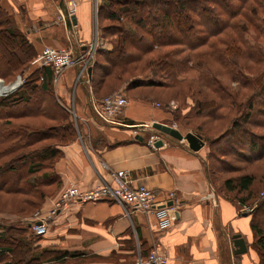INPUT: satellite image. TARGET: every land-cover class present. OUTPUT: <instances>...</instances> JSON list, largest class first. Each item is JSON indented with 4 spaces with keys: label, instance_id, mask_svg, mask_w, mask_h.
<instances>
[{
    "label": "crops",
    "instance_id": "crops-1",
    "mask_svg": "<svg viewBox=\"0 0 264 264\" xmlns=\"http://www.w3.org/2000/svg\"><path fill=\"white\" fill-rule=\"evenodd\" d=\"M75 1V24L65 17L62 22L58 20L68 9L69 0H1V3L13 13L18 27L37 52L47 44L70 46L77 55L92 40V14L98 0ZM80 69L79 64L64 69L59 76L64 74L63 79L56 86L64 100L69 101L65 93L70 88L74 92L70 103L77 130L74 139L58 145L62 150L54 162V171L60 178L58 190L70 183L88 188L112 182V172L128 169L132 182L149 185L159 200L176 190V196L167 200L173 207L172 225L162 229L153 212L133 209L112 199L74 202L51 218L48 231L38 240L45 247L42 250L77 254L66 255L67 258L93 256L81 264H138L153 248L167 253L168 264H259L251 244V215L216 192L204 165L201 150L205 143L192 150L188 142L152 129L147 122L160 121L153 117L158 107L142 100H129L120 123L93 118L90 107L93 93L87 71L80 77ZM74 73L78 80L75 90L71 80ZM139 122L143 124L140 128L128 126ZM150 134L156 135L155 140L149 139ZM159 139L160 145L151 143L156 144ZM235 233L245 240L243 252H233ZM95 257L101 260H93ZM53 262L57 260L50 263Z\"/></svg>",
    "mask_w": 264,
    "mask_h": 264
},
{
    "label": "trees",
    "instance_id": "trees-1",
    "mask_svg": "<svg viewBox=\"0 0 264 264\" xmlns=\"http://www.w3.org/2000/svg\"><path fill=\"white\" fill-rule=\"evenodd\" d=\"M103 3H106L105 7H100V11H105L104 18L114 21L119 25H116L114 32H109L111 36H113L112 33H114V38L111 39V47L99 50L101 51L99 54H105L107 63L106 65H102L101 63L95 62L93 65L92 75L90 77L92 86L98 67L101 69L102 73L108 76H114L121 73V71H127L132 63H137L144 55L154 50L158 45L159 48L155 50H159L163 46L174 45L175 48L167 51L168 54H161L155 59L148 58L144 66H149L153 72H161L163 69L161 67L168 64L169 66L166 67V73L170 79L169 84L175 82L181 85H188L187 90L189 95L195 98L192 103V111L196 109L195 112L197 114L209 115L217 119L221 116L222 112H224L220 111L222 110L221 107L226 109H238V114L231 119V124L226 129V134H229L227 140L231 137L235 138L238 145L234 143V146L231 145L234 149L233 152L219 146L214 149V144H212V146L210 145L211 152L206 161L207 174L209 175V169H213L214 161H218L227 167L228 161L232 160L228 164L230 168L235 164V161L241 158L242 161L248 162L252 161L254 158L259 159L262 156L264 157V143L257 144L255 142L257 140H264V133L261 132L264 127V97L255 100V92L261 90L264 93V0H104L103 2L101 0L98 5L100 6V4ZM150 12L154 13V15L152 16ZM142 13H144V15H142ZM174 26L179 28L178 34L175 33L172 28ZM250 30L253 33H248ZM136 35L138 36V40L144 39L143 35H146L145 37L148 39L147 44H145V46L134 44L130 36ZM1 36L10 37V40L16 48V57L12 56L11 59H13L11 61L10 58L4 55V51L0 48V61L3 56L6 58L5 66L3 69H0V74L8 75L12 70H21V72H25L28 67L26 64L36 55V51L30 39L18 27L13 13L8 11L0 0V37ZM260 39L263 40V42H261ZM155 41H158L159 44ZM233 47H237V50L232 51L235 49ZM112 55H116V59H112ZM236 57L238 60H236ZM242 57H249L252 59L253 63L261 65L259 73H249L247 71V65L239 59ZM185 69L197 71L198 81L194 82L195 80L193 81L188 77H180L177 75L179 72H181V75L182 73H186ZM40 73L42 82L39 88L42 89L44 93L53 91L50 86L51 79L53 78L52 67L44 66ZM154 75H152V77ZM220 75H224L232 82L235 80L236 82L238 81L237 91L234 89L230 90L220 79ZM101 81L102 79H99L97 88H99ZM140 82L148 86L168 84L167 81L155 80V78H143L140 79ZM202 82H205V84L209 86V89L216 94L215 97L207 96L208 93L203 89ZM195 84L199 85V87L197 85L195 86ZM25 86L23 87L27 91L25 90L23 92L24 95L20 94L21 88L18 92L14 90L16 94L11 91L7 95L0 96V110H4L7 113L4 117L9 115V120L19 117H13L14 114L10 111L12 107L20 104V101L23 102L27 100L29 97H26V94H32V90H29L27 86ZM243 88L255 89V92L253 93V91L250 90V93L245 99H238ZM182 89L185 90L183 87ZM185 91H182V93L186 95L187 93H185ZM201 94L202 96H200ZM212 103L215 105L209 108V105ZM205 108L209 110H205ZM62 109L68 110L64 105ZM255 110L263 119L252 120L251 116ZM35 113V115H32L22 111V116L20 117H39L41 115L37 112ZM53 113L54 118L59 114L57 112ZM44 116L47 117L46 114ZM58 118L60 117L58 116ZM73 122L74 121L70 117L69 119H65L64 125H62L65 130L62 135H59V139L61 140L59 144L66 143L76 137L77 130ZM51 126L54 127V125ZM51 126L50 129L53 128ZM23 127H28L26 122L19 124L21 131L24 129L26 131V128ZM28 130L27 128V131ZM196 131L202 136L199 130L196 129ZM13 133L15 134L16 130ZM11 134V131L4 132V135L1 137H10ZM243 134L244 139L249 142L247 146L251 151L249 155L246 153L244 147L241 146V142L246 143V141H240ZM35 135H33V137L31 136L30 140L20 148L25 153L21 154L24 163L28 162L26 160V155L27 158H30L28 153L31 154V158L33 159L39 158L37 162H30L32 165H36L35 168L27 170V176H31L30 178L33 186L39 179H34L31 172H37L41 168L49 167L50 164L52 165L51 168L54 169V162L62 151L58 147V143L53 144L51 142L39 147L37 146L38 141L47 138L51 139L53 138V134L46 135L38 133ZM221 135H223V133ZM219 136H217L216 139H218ZM239 145L240 147H238ZM24 146L28 147L26 151ZM253 153H255V155H253ZM9 154L11 153L8 151L0 150L1 177L9 170L10 164H8V160H4L9 157ZM10 160L11 162L12 160L14 161L13 158ZM50 160H52V163H50ZM49 173L50 172L44 173L43 175L47 176ZM55 174L58 175L57 173ZM23 176L25 175L23 174ZM253 182L254 176L250 174L238 175L231 180H226L228 185H232L229 189H236L238 192L250 191L249 189ZM26 188L25 186L18 187L17 183L10 182L8 178L0 180V192L9 194H17V192L28 194L31 191L37 190L36 187H34L36 188L34 190L32 188ZM39 195L42 196L43 194L39 192ZM237 198L240 204L246 203L243 197ZM251 204V209L248 213H250V215L252 213L250 223L257 237L254 240V245L257 246V251L260 253L259 264H264V225H261L262 221L258 220L260 219L258 211L261 208L264 209V201ZM13 226L14 224L7 225L0 220V228L2 229L0 231V239H4L5 234L7 235L8 232L15 238H12V240H16L19 243L20 239V242L24 243V256L18 257L23 264H28V262L31 261V264H48L43 263V261H64L66 255H77L66 250H53L54 254L58 253L59 255L53 254L51 257L47 258L50 253L49 250L34 252L31 247V242L34 237H40L41 235H35L29 232L27 228L26 231H17L14 230L16 227ZM11 230L17 232H11ZM14 246L17 245L14 244ZM14 254L15 249L12 245H0V257L5 256V261L0 264H17L11 261ZM27 254L29 257L26 259L25 256Z\"/></svg>",
    "mask_w": 264,
    "mask_h": 264
},
{
    "label": "rangeland",
    "instance_id": "rangeland-1",
    "mask_svg": "<svg viewBox=\"0 0 264 264\" xmlns=\"http://www.w3.org/2000/svg\"><path fill=\"white\" fill-rule=\"evenodd\" d=\"M69 7L73 6L75 7V11L77 10V1L75 0H69ZM104 0H102L103 2ZM101 2V0H98L97 5ZM106 4V3H105ZM105 4H100V6L95 5L94 11L92 14V30H91V41L87 44V46L82 49L79 54V60L80 62L78 63L81 65V71L79 74L80 77L82 76V72H86L87 79H88V85L89 88L92 90L93 96L91 97V100H99L102 101L104 98L111 96V95H117V94H123L126 96L128 102L129 100H142L146 102L147 104H154V106L158 107L156 109V114L153 115L154 118H159L160 122L167 123L176 129L180 130L183 134H185L188 131H196L199 130L202 133V138L205 143V147L201 150L204 152V162H205V167H206V161L209 158L210 154V145L214 144V149L219 147H224L228 149V151L233 152V143L238 145V142H236L235 138H228L229 134H226V129L230 126L231 124V119L236 117L235 115L238 114L237 111L238 109L235 108H230L226 109L224 107H221L222 112L221 116L216 118H213L209 115H203V114H197L195 111H192V103L194 102V97L189 95L188 93V85L186 84H178L175 82H172V84H169V77L167 76L166 70L169 65L166 64L164 65L161 72H153L149 66H144L146 62L148 61V58L155 59L159 55L163 54H168L167 51H170L175 48L174 45L172 46H163L159 50H155L159 48V45L154 48L151 52H148V54L144 55L143 58H141L137 63H132L127 71H121V73H118L114 76H108L104 73L101 72V69L98 67V70L96 69V75L93 80V86L92 82L90 80V77L92 75V69L90 75L88 74V67L91 66L93 68V65L95 62L101 63L102 65H106V60H105V54L102 53L103 55L99 54L101 51L100 49H108L111 47V39L114 38V33H112L113 36L109 34V32H114V28L116 25H119L118 23L111 21L107 18H104V13L100 11V7L104 6ZM68 9L66 10V13L68 17L71 15L68 13ZM65 14V13H64ZM150 14L153 16L154 13L150 12ZM74 15V14H73ZM144 15V13H142ZM65 15H59L58 20L60 22L63 21ZM72 24H75L72 21ZM177 25V24H176ZM175 31V33H179V28L177 26L172 27ZM24 32V31H23ZM25 33V32H24ZM174 33V34H175ZM248 33H253L251 30L248 31ZM26 34V33H25ZM27 36V34H26ZM146 35H143L144 39L138 40V36H130L131 41L134 44H140L142 46H145L147 44L148 39L145 37ZM28 37V36H27ZM261 42L263 40L260 39ZM158 43V41H155ZM15 45L13 42L10 40V37H0V48L2 51H4V55L7 58L16 57V48L14 47ZM46 46H52V45H45L42 47V49ZM156 46V45H155ZM34 47V46H33ZM54 47V46H53ZM60 48V47H58ZM62 48V47H61ZM63 48L72 50V53H74L73 49L69 46H64ZM232 51H236L237 47ZM35 49V47H34ZM41 49V50H42ZM36 51V55H34L30 61L26 64L28 67L26 68L25 72H21V70H12L10 74L8 75H2L0 74V87L4 84H10L14 80L20 78V82L17 84V86L14 87L12 90L13 92H18L20 90V94L24 95L23 92L26 90L23 86H27L29 90H32V94H26V97H29L27 100H24L23 102H19L20 104H17L12 107L11 113H13V117L19 116L16 118H11L10 120L8 119L9 115L7 117H4L7 113L4 110H0V150H5L10 152L9 157L5 158L4 160H8V164H10L9 170H7L6 174L0 176L1 179L8 178L10 182H15L17 183L18 187L25 186L27 187L26 189L32 188L33 190L37 188V190L31 191L28 194L24 193H18L17 194H9V193H4L0 192V220L5 223V224H14L13 227H16L14 230L17 231H26V228L28 229L29 232H32V227L28 222V219L32 214L39 210L45 208V205L49 203L50 201H54L55 198L57 197V194L61 191V189L64 187H61L60 190H58L60 184V178L58 175L54 173V169L51 168L52 165L50 164L49 167H44L41 168L39 171L35 172L32 171L31 175L33 176L34 179L38 178V182H36L33 186V183L31 182V176H27L28 171L31 170V168H35L36 165H32L30 162H37L39 158H31V154L28 153V156L30 158H27L26 155V160L28 161L27 163H24L23 158L21 157L23 150L20 149L25 143H27L28 140H30V137L35 134H46V135H52L53 138L51 139H45V140H40L37 142V146L45 145L47 143H58L61 141L59 139V135H62L64 132V128L62 125H64L65 119H69V117L74 121L73 123L75 124V113L73 111L72 104L70 103V99L73 98L74 92L70 88L67 93H65V96L69 99V101L64 100L61 95H58V92L56 90V86L59 85V82L63 79V76H60V73L68 68L71 69L74 65H69L68 67L63 68L60 71H55V69L50 65V64H41V63H34L33 60L34 58L41 52ZM12 54V55H10ZM76 55V54H75ZM3 56V55H2ZM233 56V55H232ZM116 59V55H112V59ZM4 56L2 57L0 61V69H3L5 66V60ZM13 59V58H12ZM11 59V61H12ZM247 65V71L251 74H258L261 65H256L253 63L252 59L249 57H242L239 58ZM236 60L238 58L236 57ZM43 63V62H42ZM77 65V64H76ZM44 66H50L53 69V78L51 79L50 86L52 87L51 92L48 91V93L42 92V89H40V84L42 82V78L40 76L41 70L44 68ZM173 67V66H172ZM25 68V67H24ZM186 73L179 72L177 75L180 77H188L192 79L194 82H197L198 79V72L195 70L191 69H185ZM72 74V73H71ZM155 74V75H154ZM73 75V74H72ZM152 75H154L152 77ZM161 76V77H160ZM143 78H155V80H163L167 81L168 84L164 85H153V86H148V85H143L140 82V79ZM73 79V86L74 90L77 86L78 80H77V73H74V76H72L71 80ZM99 79H102L99 88L98 87V81ZM220 79L223 81L224 84L230 90L234 89L237 91L238 89V81H230L227 77L224 75H220ZM71 83V84H72ZM23 84V85H22ZM63 84V83H62ZM22 85V86H21ZM197 84H195L196 86ZM203 89L208 93L207 96H216L213 91L209 89V86L205 84V82H202ZM25 86V87H26ZM199 87V85H197ZM201 86V84H200ZM33 87V88H32ZM182 87L186 90H183ZM15 90V91H14ZM72 90V92H70ZM250 90L252 89H242L240 97L238 99L246 98V96L250 93ZM27 91V90H26ZM182 91H185L187 93L186 95L182 93ZM253 93L255 92V89L252 90ZM16 92L14 94H16ZM9 94V93H7ZM6 93L2 92L0 93V96L7 95ZM13 94V95H14ZM19 94V95H20ZM255 100L256 99H261L264 97V93L261 90H258L255 92ZM202 96V94L200 95ZM25 97V96H23ZM1 98V97H0ZM19 101V99H18ZM66 101V103H65ZM127 102V104H128ZM68 104V105H67ZM126 104V105H127ZM66 106L68 110L62 109V107ZM125 105V106H126ZM215 104L212 103L209 105V108L213 107ZM124 106V107H125ZM87 108V107H86ZM23 109V110H22ZM208 108H205V110ZM88 110V109H87ZM209 110V109H208ZM22 111H25L27 113H30L32 115H35L37 112L38 114H41L39 117H27L23 118L20 117L22 116ZM57 112L59 113L58 116L60 118L55 117L54 118V113ZM153 112H151L152 114ZM47 115L46 116L44 115ZM150 114V115H151ZM89 115V114H88ZM149 115V116H150ZM91 116L92 119V115ZM114 120H117V122L120 123L121 119V113L119 115H114L112 116ZM51 118V119H50ZM54 118V119H53ZM252 120H259L263 119L262 116L259 115V113L255 110L252 113L251 116ZM98 119V118H97ZM100 120V119H99ZM68 121V120H67ZM94 121V120H92ZM22 122H26L28 125V131L26 127L25 129L21 131V128H19V124ZM153 121L147 122L152 126ZM99 124V123H98ZM134 124H142L141 122L139 123H134ZM51 125H54L51 126ZM76 125V124H75ZM50 126L53 127L50 129ZM133 127V126H132ZM141 126H137L134 128H140ZM33 131H32V130ZM261 130L262 133H264V127ZM16 133L14 134L13 132ZM156 130V129H155ZM11 131L12 134L10 137H1L4 135V132ZM37 131V132H36ZM160 133V132H159ZM223 133V135H221ZM163 135H166L162 133ZM220 135V136H219ZM37 136V135H35ZM169 136V135H168ZM219 136L218 139L216 137ZM156 137L155 134H150L149 139H154ZM171 137V136H169ZM243 141L241 142V146L244 147L246 153L249 155L251 154V151L247 148L249 145V142L244 139V134L241 137ZM155 140V139H154ZM181 140L185 141L186 143L188 142L187 139L182 138ZM232 142V143H231ZM257 144L264 143V140H257L255 141ZM152 144H155V141H151ZM52 145V144H51ZM231 145H233L231 147ZM157 146V145H156ZM25 147V146H24ZM33 147V146H32ZM240 147V145L238 146ZM28 147H25V151ZM15 149V150H14ZM19 149V150H17ZM17 150V151H16ZM237 150V148H236ZM20 151V152H19ZM25 154V153H24ZM18 155V156H17ZM255 155V153H253ZM239 156V155H238ZM33 157V156H32ZM11 158L14 159L11 162ZM41 159V158H40ZM232 160L228 161V164ZM49 162V161H47ZM50 163H52V160H50ZM227 167L219 163L218 161H214L213 163V169H209V179L212 182L214 188L216 189V192L220 195L221 198L227 200V201H235V203H238L242 209H246L248 207H251V203H256V202H261L264 201V157L262 156L259 159H252V161H242L241 159H238V161H235V164L232 165V167ZM28 166V167H27ZM11 168V169H10ZM27 171V172H26ZM50 172L47 176H44V173ZM23 174L26 176H23ZM245 174H250L254 176V182L252 186L250 187V191H242L238 192L236 189L231 190L229 189L232 187V185H228L226 183V180L228 179H233L234 177L238 175H245ZM19 175V176H18ZM18 176V177H17ZM59 178V179H58ZM0 179V180H1ZM49 181V183H48ZM8 182V181H7ZM47 182V183H45ZM36 187V188H34ZM37 191V192H36ZM42 193L43 195H39ZM30 194V195H29ZM169 195L176 196V190L173 189L171 192L168 193ZM30 196V197H28ZM237 197H243L246 200V203L240 204L239 200ZM53 203V202H52ZM259 218L258 220L262 221L261 225H264V209H260L259 211ZM252 216V213H251ZM263 219V220H261ZM2 229L0 228V231ZM252 230V227H251ZM13 230H11L12 232ZM13 231V232H17ZM10 232V231H9ZM10 232V233H11ZM6 233V232H4ZM17 236V235H16ZM15 236V237H16ZM23 237V236H19ZM12 235H10L7 232V235L5 234L4 239H0V245H12L15 249V254L11 258L13 263L17 264H23L21 260L18 259L19 256H22L25 252L24 248V243L20 242L19 243L16 240H12ZM252 246L254 250L256 251L258 257H259V251H257V246L254 245V240L257 238L254 234V231L252 230ZM15 239V238H13ZM40 237H34L33 241L31 242V247L35 251H41L44 246H41L38 244V240ZM16 244L17 246H14ZM54 254V251H50L48 257H51ZM59 255L58 253H55ZM54 254V255H55ZM28 255V254H27ZM25 256L27 259L29 257ZM24 256V255H23ZM93 256H79L75 258H67L64 261H57L50 263L51 261L43 262V263H48V264H81L84 262H88L91 260ZM24 258V260H25ZM31 260V259H30ZM29 260V261H30ZM93 260H101L99 257H95ZM5 261V256L0 257V263ZM18 261V262H17ZM26 261V260H25ZM169 261V259H168ZM31 262H28V264H31Z\"/></svg>",
    "mask_w": 264,
    "mask_h": 264
},
{
    "label": "built area",
    "instance_id": "built-area-1",
    "mask_svg": "<svg viewBox=\"0 0 264 264\" xmlns=\"http://www.w3.org/2000/svg\"><path fill=\"white\" fill-rule=\"evenodd\" d=\"M75 7L70 6L68 13L75 14ZM34 63L50 64L55 71H60L69 65H76L80 62L79 55L72 53V50L53 46L44 47L34 58ZM43 62V63H42ZM3 86H8L4 84ZM14 88L0 90V93H9ZM128 100L123 94L111 95L102 101L91 100L90 107L93 118H98L106 123H117L112 116L123 112ZM112 182L105 181L94 184L88 188H82L77 184L65 185L53 203L45 209L35 211L29 217L28 222L35 235H44L49 229L51 218L59 210L64 209L74 202L112 199L122 204H129L133 209L153 212L158 220V225L166 229L172 225V205L167 202L173 198L167 195L165 199L159 200L152 187L147 184L132 182V176L128 169H117L111 174ZM251 207L246 208L250 210ZM138 264H168V255L164 251L153 248L145 258H140Z\"/></svg>",
    "mask_w": 264,
    "mask_h": 264
},
{
    "label": "water",
    "instance_id": "water-1",
    "mask_svg": "<svg viewBox=\"0 0 264 264\" xmlns=\"http://www.w3.org/2000/svg\"><path fill=\"white\" fill-rule=\"evenodd\" d=\"M64 15H65V18L71 19V21L76 23V18L74 15H71L70 17H68L66 12ZM91 69H92L91 66H89L88 67V74L89 75L91 73ZM128 126H133V127L141 126L142 127L143 124H133V125H128ZM152 126L154 129H156L157 132L164 133L166 135L171 136L172 138H176V139H180V140L182 138L187 139L188 145H189L190 149H192V150H198L204 144V140H203L202 136L195 131H188L185 134H183L180 130L176 129L175 127H173L167 123L160 122V121H153ZM161 143H162V140L159 139L156 142V145H160ZM232 245L234 247L233 248L234 253L243 252L246 250L245 240L239 233H235L232 235Z\"/></svg>",
    "mask_w": 264,
    "mask_h": 264
},
{
    "label": "bare ground",
    "instance_id": "bare-ground-1",
    "mask_svg": "<svg viewBox=\"0 0 264 264\" xmlns=\"http://www.w3.org/2000/svg\"><path fill=\"white\" fill-rule=\"evenodd\" d=\"M20 82V78H18V79H16V80H14L13 82H11L8 86H1L0 87V90H5L6 89V87L7 88H14L15 86H17V84Z\"/></svg>",
    "mask_w": 264,
    "mask_h": 264
}]
</instances>
